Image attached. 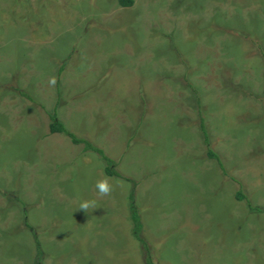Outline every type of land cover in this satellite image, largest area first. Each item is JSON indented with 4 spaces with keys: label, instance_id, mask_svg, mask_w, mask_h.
I'll return each instance as SVG.
<instances>
[{
    "label": "rangeland",
    "instance_id": "rangeland-1",
    "mask_svg": "<svg viewBox=\"0 0 264 264\" xmlns=\"http://www.w3.org/2000/svg\"><path fill=\"white\" fill-rule=\"evenodd\" d=\"M61 66L157 264H264V0H0V264H143Z\"/></svg>",
    "mask_w": 264,
    "mask_h": 264
},
{
    "label": "trees",
    "instance_id": "trees-1",
    "mask_svg": "<svg viewBox=\"0 0 264 264\" xmlns=\"http://www.w3.org/2000/svg\"><path fill=\"white\" fill-rule=\"evenodd\" d=\"M117 4L121 8H130L134 4V0H116ZM244 38H247V36H243ZM64 68L61 66L58 69L57 72V80H56V85H55V92H56V101L54 103V106L51 111L46 112V115L48 117V129H49V134L50 135H61L67 140L72 145L79 146L81 148V152L83 154L85 153H92L97 156V158L101 161L103 164V171L104 174L109 177V178H114V179H119L121 181L130 183L132 185L131 192L128 196V218L131 224V234L132 237L135 239L137 242L138 248L140 249V255L142 258L143 264H157L156 262V257L154 255V249L146 242L145 236L143 234V223L141 219V210L136 206L135 200H136V189L138 187V183L129 178L126 175H122L118 171V166L121 162L122 156H120L117 159L109 157L103 149L100 147L96 146L93 142L89 141L87 138L82 137L80 135H77L76 133H73L64 126L62 122L59 121L58 119V108L62 104V99H61V91H60V86H59V78L61 74L63 73ZM194 95L197 97L198 100V93L197 91H193ZM144 113L141 114L139 119L141 120L143 117ZM199 129L200 133L203 139L204 145L207 147V152L206 155L208 158L215 160L219 167L223 169V166L220 162L219 157L210 149L209 147V140H208V134L205 129L203 119H200L199 121ZM137 135V130L134 132L132 136H130L129 140L127 141L126 148L130 145V142L132 141L133 138H135ZM123 155V154H122ZM236 199L241 201L245 199L244 195L242 194L241 190H239L236 194ZM249 205V204H248ZM249 209L251 211H257V212H263L264 209L260 208H254L252 206H249ZM25 226L27 228H30L28 224L25 223ZM41 259H42V252L40 249V246L36 244V258H35V264H41Z\"/></svg>",
    "mask_w": 264,
    "mask_h": 264
},
{
    "label": "clouds",
    "instance_id": "clouds-1",
    "mask_svg": "<svg viewBox=\"0 0 264 264\" xmlns=\"http://www.w3.org/2000/svg\"><path fill=\"white\" fill-rule=\"evenodd\" d=\"M50 83L54 84L55 80L50 81ZM96 188L101 195H107L111 192L112 185L108 182V180H104V181L98 182L96 184ZM88 207H90V202L88 201H84L80 204V209L86 210Z\"/></svg>",
    "mask_w": 264,
    "mask_h": 264
}]
</instances>
